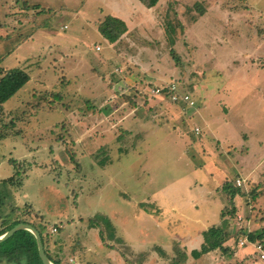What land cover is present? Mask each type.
I'll return each mask as SVG.
<instances>
[{
    "label": "rangeland",
    "instance_id": "1",
    "mask_svg": "<svg viewBox=\"0 0 264 264\" xmlns=\"http://www.w3.org/2000/svg\"><path fill=\"white\" fill-rule=\"evenodd\" d=\"M107 16L128 28L118 44L98 31ZM0 58L30 77L0 110L9 128L0 176L14 173L9 158L20 160L17 215L41 232L53 259L264 264L237 236L264 227L256 180L264 171V0H160L153 9L138 0H0ZM170 84L195 104L154 92ZM213 226L240 254L214 250L183 263L177 250L200 247Z\"/></svg>",
    "mask_w": 264,
    "mask_h": 264
},
{
    "label": "trees",
    "instance_id": "2",
    "mask_svg": "<svg viewBox=\"0 0 264 264\" xmlns=\"http://www.w3.org/2000/svg\"><path fill=\"white\" fill-rule=\"evenodd\" d=\"M138 1L146 8L156 7L159 3V0ZM166 26L167 28H165V32L168 35L167 37L169 43L173 44L174 39L170 36V33H173V31L175 32V30L172 28L173 25L171 23H168ZM98 31L101 36L105 38L110 44H118L125 33H127L128 28L126 27V24L123 20L112 16H107L105 17L104 21L98 25ZM170 53L173 56L175 62H178L179 57L176 54V51L171 48ZM1 61L2 58H0V110L2 109L3 103L10 99V97H12L20 88H22L30 78L28 73L24 70L17 68L6 69L2 65ZM8 135L9 128L5 124L0 123V142L6 139ZM71 157H73V155ZM19 161L20 160L9 158L8 162L14 167L15 171L9 177L0 178V235L4 234L6 231L19 223H29L27 220H24L17 215V212L20 211V208H18L20 206L16 205L13 199L12 188H16L21 185L20 176L22 164ZM257 183L264 185V181ZM222 185L223 189L228 188V184ZM262 192L264 194V190ZM239 193L240 192L238 188L234 189L229 193L228 199L231 200V202H234L232 199H234V197ZM260 196V194L252 195L253 200L255 201H258ZM237 209L238 208L234 205V209L230 214L232 216L235 215L237 213ZM263 211L264 210H262V212ZM252 218L254 219V216L252 217L251 215L250 219ZM29 224L35 226L32 223ZM108 224L110 223L108 222ZM110 229L111 228H109V230ZM109 235L111 238L113 237L112 233H109ZM237 236L238 238L244 237L248 242H260L262 245H264V227L259 232L240 229ZM228 238V231L217 226L210 227L203 231V241L200 244V247L193 248L187 252L184 247L180 245L182 250H177L179 254L178 258H181L183 263H189L190 260L199 259L203 255H206L214 250H219L221 254L227 256V258L235 257V252L237 251L235 247L224 245V242ZM232 240H234V238ZM42 242L49 259L55 264H61L59 260L53 259L49 254L43 236ZM23 260L26 264H42L38 255L35 237L31 232L24 229L16 231L11 237L0 243V263L3 261L9 263H20Z\"/></svg>",
    "mask_w": 264,
    "mask_h": 264
},
{
    "label": "built area",
    "instance_id": "3",
    "mask_svg": "<svg viewBox=\"0 0 264 264\" xmlns=\"http://www.w3.org/2000/svg\"><path fill=\"white\" fill-rule=\"evenodd\" d=\"M164 92L166 91L168 97L170 98V100L172 102H176V103H183L184 105L190 107V106H193L195 104V101L193 99V97L189 94H181L178 89H177V86L175 84H170L169 86H167L166 88L164 89H156L154 90V92H156V94H159L161 95V92ZM197 131V130H196ZM236 182V185L240 186L242 183H244V179H241V178H237L235 180ZM239 219L238 220H241V216L238 217ZM241 244H243V242H241ZM255 249L257 251H259V258L261 260L264 261V249H263V245L261 243H256L255 245Z\"/></svg>",
    "mask_w": 264,
    "mask_h": 264
},
{
    "label": "water",
    "instance_id": "4",
    "mask_svg": "<svg viewBox=\"0 0 264 264\" xmlns=\"http://www.w3.org/2000/svg\"><path fill=\"white\" fill-rule=\"evenodd\" d=\"M28 230L33 234L35 237L36 245H37V250H38V255L39 258L42 262V264H55L53 263L49 257L47 256L45 249H44V244L42 242V236L40 232L37 230L36 227L29 223H19L15 226H13L11 229L6 231L4 234L0 235V243L11 237L16 231L18 230Z\"/></svg>",
    "mask_w": 264,
    "mask_h": 264
},
{
    "label": "crops",
    "instance_id": "5",
    "mask_svg": "<svg viewBox=\"0 0 264 264\" xmlns=\"http://www.w3.org/2000/svg\"><path fill=\"white\" fill-rule=\"evenodd\" d=\"M159 2H160V0H159ZM139 3H140V2H139ZM140 4H141V3H140ZM158 4H159V3H158ZM141 5H142V4H141ZM143 7H144V6H143ZM157 7H158V6L153 7V8H157ZM145 8H146V7H145ZM153 8H147V9H153ZM127 34H128V33H125V35H127ZM263 177H264V171L260 174V176L258 177V179H256L257 182L264 181ZM0 178H1V176H0ZM250 181H251V180H250ZM223 182H225V181H223ZM223 182H222V184H223ZM236 196H237V195H236ZM236 196H235V197H236ZM262 198H263V197H262ZM262 198H261V200H263ZM233 200H235V199H233ZM261 200H260V201H261ZM221 218H222V217H221ZM261 226H262V225H261ZM263 226H264V225H263ZM254 229H256V228H253V230H254ZM249 231H252V230H249ZM255 231H256V230H255ZM199 237H200V236H198V239H199V240L197 239V242H196V243H198V242H200V241H201V243H202L203 240L201 239V237H200V238H199ZM202 238H203V237H202ZM227 243H228V245H230L231 241H228ZM254 243H255V242H253V243H249V244H246V246H244V247L241 246L240 249H241V250H242V249H244V250H247V249H248V250H249L250 248H248V246H251V248L255 249V248H254V247H255ZM263 246H264V245H263ZM192 249H193V247H192ZM240 249H239V250L236 249L237 251L235 252V255L240 254V252H241ZM263 249H264V247H263ZM250 251H251V249H250ZM253 255H255V254H253ZM250 257L253 258L254 256H250ZM256 258L259 260V256H257ZM247 260H248V261H245L246 264H252V261H251L250 258H247ZM0 264H26V263H25V261L23 260V261H21L20 263H9V262L3 261V262H1Z\"/></svg>",
    "mask_w": 264,
    "mask_h": 264
}]
</instances>
